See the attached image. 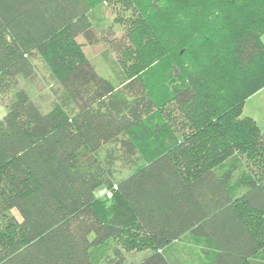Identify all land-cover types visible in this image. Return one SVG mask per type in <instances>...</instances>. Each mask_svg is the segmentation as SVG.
Masks as SVG:
<instances>
[{"label": "trees", "instance_id": "obj_1", "mask_svg": "<svg viewBox=\"0 0 264 264\" xmlns=\"http://www.w3.org/2000/svg\"><path fill=\"white\" fill-rule=\"evenodd\" d=\"M150 1L128 40L103 34L145 63L114 86L77 42L87 1L0 0V264H127L123 247L175 264L185 235L210 264L264 250V133L241 117L264 87V0ZM40 57L58 83L49 112L20 83Z\"/></svg>", "mask_w": 264, "mask_h": 264}, {"label": "rangeland", "instance_id": "obj_2", "mask_svg": "<svg viewBox=\"0 0 264 264\" xmlns=\"http://www.w3.org/2000/svg\"><path fill=\"white\" fill-rule=\"evenodd\" d=\"M88 1L90 2L95 29L86 36L81 37L77 42L78 44H85L83 52L98 74L110 81L114 86H120L135 69L137 72L145 71L143 67L145 63H143V60L140 61L142 65H138L135 62L137 53L128 56L124 61H120L118 51L110 47L103 34L112 30L117 39L128 40V37L132 35H129V33H133L135 30V20H138L137 17L141 13H145L141 8L142 1L147 2L149 0ZM150 3H152V0ZM138 24H140L139 21ZM36 67L35 77L30 80L21 79L20 83L37 106L43 112H49L54 106L55 91L58 89V83L55 80L48 58L40 57L36 61ZM149 71H151L150 75L154 79L158 78L155 63L149 67ZM158 92L154 94L160 98ZM7 113L8 108L0 101V119H3ZM241 117L254 121L264 133V87L246 100ZM153 138H156V136H153ZM151 148L152 146L146 150L144 148L140 149L141 151L138 155L140 164L144 163L145 152H149ZM102 156H104V153H102ZM249 164L245 158L242 159L241 166L236 172L235 181L239 179L242 173L249 172ZM118 170L117 180L131 172L129 167L122 164H118ZM123 249L127 264H136L151 252L149 249L143 251L130 250L126 247H123ZM211 250L212 246L208 242L187 236L170 247L167 253L175 264H210ZM249 264H264V250L261 256L255 258Z\"/></svg>", "mask_w": 264, "mask_h": 264}, {"label": "crops", "instance_id": "obj_3", "mask_svg": "<svg viewBox=\"0 0 264 264\" xmlns=\"http://www.w3.org/2000/svg\"><path fill=\"white\" fill-rule=\"evenodd\" d=\"M85 1H87V2L90 4V2H89L88 0H85ZM89 16H90L91 21H92V23H93V29L90 30V32H92V31H94L95 26H94V21H93V19H92V10H91V6H90ZM79 39H80V38H79ZM79 39H78V40H79ZM187 236L192 237L191 235H185L182 239H184V238L187 237ZM192 238H193V237H192ZM182 239H181V240H182ZM193 239H196V240H202V241L208 242V241H206V240H204V239H200V238H193ZM181 240H180V241H181ZM180 241H179V242H180ZM179 242H176V243H174V244H177V243H179ZM174 244H173V245H174ZM173 245H172V246H173ZM172 246H171V247H172ZM147 255H148V254H147ZM147 255H146V256H147ZM261 255H262V252H260L258 255H256V256L254 257V259L257 258V257H259V256H261ZM254 259H253V260H254Z\"/></svg>", "mask_w": 264, "mask_h": 264}, {"label": "built area", "instance_id": "obj_4", "mask_svg": "<svg viewBox=\"0 0 264 264\" xmlns=\"http://www.w3.org/2000/svg\"><path fill=\"white\" fill-rule=\"evenodd\" d=\"M115 190H116V187H114L113 190H110V191H103L101 192L100 197L106 200H111Z\"/></svg>", "mask_w": 264, "mask_h": 264}]
</instances>
